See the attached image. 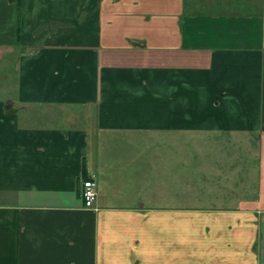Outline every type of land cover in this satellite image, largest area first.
Segmentation results:
<instances>
[{"label": "crops", "instance_id": "1", "mask_svg": "<svg viewBox=\"0 0 264 264\" xmlns=\"http://www.w3.org/2000/svg\"><path fill=\"white\" fill-rule=\"evenodd\" d=\"M211 1L0 0V264H264V4ZM188 142L231 196L180 191Z\"/></svg>", "mask_w": 264, "mask_h": 264}, {"label": "rangeland", "instance_id": "2", "mask_svg": "<svg viewBox=\"0 0 264 264\" xmlns=\"http://www.w3.org/2000/svg\"><path fill=\"white\" fill-rule=\"evenodd\" d=\"M252 1L257 0H219V2H221V4L224 6L229 7L232 4L233 6L238 8H240V6H245L246 2ZM258 2L264 4V0H258ZM165 139L161 134L156 136L155 152L157 158H160V160H157L156 162L157 174L155 176V179L157 180V183L162 182L163 171L167 168L164 161V152L166 153L168 150L167 146H165L164 144ZM197 146L198 145L196 144L188 142L187 146H183L186 148V150H184V155H182L181 160L178 155H176L175 158L172 159V175H175V173H178L180 171H182V173H186L185 181H183L182 190L180 191L184 192L185 195L190 198L195 196L197 198H224L228 195L231 196L233 192L230 191V188H232V182L234 178H232V176H229L231 172L228 171L232 169L231 167L229 168V166H231L230 163H233V169L236 171V176H238V178H242V175H244L245 173V170L238 166V162L228 159V155L231 153L232 148L227 145H224V147H222L215 143H210L198 147ZM238 147V152L241 151L244 154L246 153V148L243 144ZM178 150L179 146H176V151ZM221 152L224 153L223 161L218 162V158L222 157V155L220 156ZM243 156L244 158H247V155ZM171 157L174 156L172 155ZM183 187H185L186 191L183 190ZM236 187V195L239 197L242 196L243 189L240 186Z\"/></svg>", "mask_w": 264, "mask_h": 264}, {"label": "built area", "instance_id": "3", "mask_svg": "<svg viewBox=\"0 0 264 264\" xmlns=\"http://www.w3.org/2000/svg\"><path fill=\"white\" fill-rule=\"evenodd\" d=\"M94 176V174H91L82 182V198L85 207H92L96 198V182Z\"/></svg>", "mask_w": 264, "mask_h": 264}]
</instances>
